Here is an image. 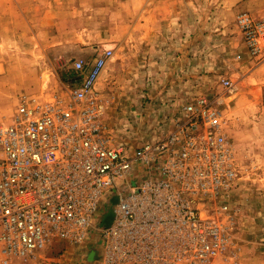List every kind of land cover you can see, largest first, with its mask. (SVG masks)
<instances>
[{"label":"rangeland","instance_id":"rangeland-1","mask_svg":"<svg viewBox=\"0 0 264 264\" xmlns=\"http://www.w3.org/2000/svg\"><path fill=\"white\" fill-rule=\"evenodd\" d=\"M244 14L264 18V0H0V125L11 122L22 102L72 101L82 83L73 61L92 63L112 50L95 98L113 147L136 154L144 144L183 130L185 107L201 99L221 116L228 147L223 182L218 192L202 188L195 206L225 231L207 260L194 253L190 261L264 264V55L248 46L239 21ZM125 80L137 87L132 100L148 103L159 86L190 82V89L176 92L190 102L148 122L110 126L111 106L123 101L112 87H124ZM198 123L184 130L203 139L208 123L202 117ZM118 202L114 195L103 203L97 229L113 224ZM103 253L95 229L86 245L55 240L16 264H97Z\"/></svg>","mask_w":264,"mask_h":264},{"label":"built area","instance_id":"built-area-1","mask_svg":"<svg viewBox=\"0 0 264 264\" xmlns=\"http://www.w3.org/2000/svg\"><path fill=\"white\" fill-rule=\"evenodd\" d=\"M239 21L252 53L263 56L264 18ZM112 56L106 50L92 63L73 61L82 83L72 101L22 102L0 125V264L19 263L55 240L86 245L95 229L104 247L97 264H193L194 253L205 261L219 248L224 225L195 204L202 188L218 192L223 182L228 147L220 114L201 99L185 107L183 130L136 154L113 147L95 98ZM199 117L208 123L203 139L184 130L199 128ZM114 195V222L97 229Z\"/></svg>","mask_w":264,"mask_h":264},{"label":"crops","instance_id":"crops-1","mask_svg":"<svg viewBox=\"0 0 264 264\" xmlns=\"http://www.w3.org/2000/svg\"><path fill=\"white\" fill-rule=\"evenodd\" d=\"M165 56V55H164ZM178 64H175L170 72L176 73V68ZM161 70V69H159ZM167 75V73H159V75ZM195 74V73H194ZM170 80V79H169ZM190 83V82H187ZM185 84H178L173 85V83L169 84L168 82L163 88H160V86L157 88L156 91H153V101H150L149 103L147 101H133V96L138 92L137 87L133 86L131 81L125 80L124 87H112L114 90H119L121 93L120 98L123 100L122 103L119 104H113L111 106V110L108 116L110 117L109 123L110 126H112L116 121L118 120H124L127 122L130 121H150L152 117H162L164 115H171L178 111L179 107H182L186 104H188L190 101L180 100L178 99L179 96H176L177 91L190 89V85ZM191 84V83H190ZM141 90V89H140ZM163 90V91H162ZM118 92V91H116ZM151 92V91H150ZM166 93V99L165 97H161ZM117 93H111V96L114 97V95ZM123 94V96H122ZM178 97V98H177ZM176 98V101H171ZM114 100H117L116 98H113ZM171 99V100H170ZM113 100V101H114ZM122 109V110H119ZM112 129V127H111ZM111 132V130H109Z\"/></svg>","mask_w":264,"mask_h":264},{"label":"bare ground","instance_id":"bare-ground-1","mask_svg":"<svg viewBox=\"0 0 264 264\" xmlns=\"http://www.w3.org/2000/svg\"><path fill=\"white\" fill-rule=\"evenodd\" d=\"M46 78V77H45ZM47 78H48V76H47ZM48 83V82H47Z\"/></svg>","mask_w":264,"mask_h":264}]
</instances>
